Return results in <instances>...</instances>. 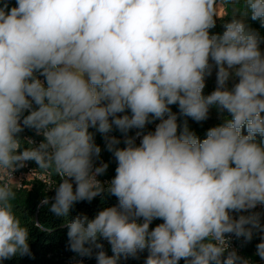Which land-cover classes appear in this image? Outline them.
I'll use <instances>...</instances> for the list:
<instances>
[{"label":"clouds","instance_id":"9594fccd","mask_svg":"<svg viewBox=\"0 0 264 264\" xmlns=\"http://www.w3.org/2000/svg\"><path fill=\"white\" fill-rule=\"evenodd\" d=\"M229 6L223 32L211 33ZM249 19L264 27V0H0V264L31 255L13 177L28 161L61 178L48 183L58 217L116 197L67 222L80 257L119 264L147 250L144 264H251L230 244L264 231L254 211L264 205V38ZM213 107L223 122L203 139L178 122L205 121ZM90 128L117 163L106 182ZM25 129L41 142L22 139ZM255 255L264 260V238Z\"/></svg>","mask_w":264,"mask_h":264},{"label":"trees","instance_id":"16d2710c","mask_svg":"<svg viewBox=\"0 0 264 264\" xmlns=\"http://www.w3.org/2000/svg\"><path fill=\"white\" fill-rule=\"evenodd\" d=\"M16 0H8L9 8L15 5ZM236 7H239L237 5ZM232 7H228L229 15L226 16L229 20L231 19ZM247 23L249 26L259 32L260 36L264 38V27H261L258 21L248 20ZM223 26L217 25L212 29L214 34L222 33ZM41 79H43L41 77ZM215 88L206 83L204 89V94H210ZM172 111L178 113V107L173 105ZM214 111L218 110L213 107L211 108ZM224 115H227L226 113ZM184 120H187L188 126L191 131L195 132L197 136L201 139L205 137L207 130L211 127L217 126L222 123V117L215 120L212 123H197L192 122L191 118L180 116L178 118L179 123H183ZM159 123V121H154L151 124H148L144 129V132L150 131L154 125ZM89 131L93 134L95 143L100 146L101 153L95 163L99 165L100 163H107L109 165L107 171L98 179L102 182L111 180L115 176V169L117 163L112 155L106 149L104 135L96 131L95 128H90ZM136 129L131 130L128 135L133 136L136 133ZM109 135H114L121 140L119 147H124L123 144V135L116 130L115 128ZM21 138H31L35 141L36 144H39L43 139L41 136L36 135L34 130L25 129L21 133ZM136 143L139 144V141L136 140ZM25 146L27 144L25 143ZM38 166L34 161L26 162V166L17 170L13 175L18 177L19 183L14 186L18 194V203L20 206L18 210L23 214V217L29 228V246L31 250V255L25 256H15L11 259L5 260L2 264H65L67 257L72 255H78L72 252L68 247V236H67V222L70 221L77 215H87L89 218H93L100 210L114 206L118 203L116 197L102 194L100 197H96L91 202L81 201L76 203L73 208L70 210V213L67 217H58L52 213L50 209L51 202L55 195V185H58L61 182V178L58 176L49 177L47 174L41 171H34ZM33 172V173H32ZM30 174L28 179H25L24 176ZM52 182L53 187H49L48 183ZM75 187V185H74ZM47 197L49 204L45 205L42 203L44 198ZM239 214L243 213H233L234 217H237ZM33 221H38L43 224L47 231H41L36 228L33 224ZM161 220H154L150 227H155L157 224L161 223ZM101 243L104 245V250L108 255H112L111 246L106 240H101ZM259 243V240L256 238L255 233L251 241L246 242L243 238L237 239L235 236L231 237V248L237 251V254L242 258L248 259L251 264H258L259 257L255 255L256 245ZM96 250H94L95 252ZM148 255L147 250L142 253H139L137 257H128L120 259L119 264H144L145 258ZM88 260L89 264H95V254L92 257H85ZM179 264H184V261L181 260Z\"/></svg>","mask_w":264,"mask_h":264},{"label":"rangeland","instance_id":"374dc122","mask_svg":"<svg viewBox=\"0 0 264 264\" xmlns=\"http://www.w3.org/2000/svg\"><path fill=\"white\" fill-rule=\"evenodd\" d=\"M225 12L224 8H220V14L223 15ZM229 19L226 18V16L223 19H217L216 20V26L217 25H222L228 21ZM211 33L212 29L210 30ZM214 34V33H213ZM261 50L264 51V43L261 44ZM206 83L212 85L214 88L216 87V76H215V70H213V73L211 76H207L206 77ZM233 83V81L229 82V85L231 86V84ZM220 117V114L217 111H214L212 109H210L209 111V117L207 120L202 121V122H197V123H212L215 120H217ZM192 122H196L194 120L191 119ZM30 176V174H26L24 176L25 179H28V177ZM14 179L18 182L19 179L18 177H14ZM255 212H258L260 214V224L262 226H264V205L261 206H257V208L254 210ZM243 214H247V213H243ZM255 236L256 238L259 240V242H261V239L264 238V231H260V230H254ZM258 264H264V260L259 259Z\"/></svg>","mask_w":264,"mask_h":264},{"label":"built area","instance_id":"2783aa9c","mask_svg":"<svg viewBox=\"0 0 264 264\" xmlns=\"http://www.w3.org/2000/svg\"><path fill=\"white\" fill-rule=\"evenodd\" d=\"M14 6H16V2H15ZM155 126L156 125H154L150 131H154ZM135 134L133 136H135ZM136 140L140 142L139 137H137ZM13 177H15V176L13 175ZM16 185H18V184H16ZM16 185H14V186H16ZM65 264H89V263L85 257H80L79 255H72V256L66 258ZM95 264H97V263H95Z\"/></svg>","mask_w":264,"mask_h":264}]
</instances>
